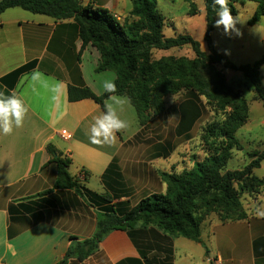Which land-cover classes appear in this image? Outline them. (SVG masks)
I'll use <instances>...</instances> for the list:
<instances>
[{
	"label": "crops",
	"instance_id": "1",
	"mask_svg": "<svg viewBox=\"0 0 264 264\" xmlns=\"http://www.w3.org/2000/svg\"><path fill=\"white\" fill-rule=\"evenodd\" d=\"M80 1L107 10L120 24L132 20L130 0ZM156 1L165 22L167 17H179L175 0ZM196 4L204 17L203 2ZM99 59L92 46L82 48L72 20L55 21L20 8L0 14V91L14 92L29 108L23 127L9 136L0 135V264H56L63 259L70 237L85 240L94 233L96 208L73 190L45 194L56 179L47 145L71 160L72 177L94 193L108 194L121 210L165 192L166 185L155 171L163 159L140 161L137 149L131 147V138L143 127L138 125V131L126 139L119 132L114 147L93 145L86 132L104 110L91 99L67 100L68 85L88 87L97 96L104 92L103 81L115 75L108 70L95 72ZM33 61L35 67L28 73L10 75ZM33 70L43 73L40 81L31 79ZM57 82L60 87L54 93L51 89ZM118 97L111 96L104 107ZM63 130L66 139L60 135ZM262 141L257 143L264 145ZM111 165L114 169L107 174ZM262 165L264 161L253 170L254 176ZM243 209L246 218L236 221L206 216L200 224V242L173 238L151 226L112 231L99 251L81 264H264V188L244 194Z\"/></svg>",
	"mask_w": 264,
	"mask_h": 264
},
{
	"label": "trees",
	"instance_id": "2",
	"mask_svg": "<svg viewBox=\"0 0 264 264\" xmlns=\"http://www.w3.org/2000/svg\"><path fill=\"white\" fill-rule=\"evenodd\" d=\"M197 1L186 0L189 16L198 14ZM200 1L204 5L206 51L188 34L164 36L165 19L156 0H130L133 19L122 24L107 10L84 5L80 0H0V14L10 8H20L55 21L72 20L82 48L90 45L99 52L95 72L108 70L114 73L116 93L103 92L97 96L88 87L68 85L69 102L91 99L105 110L104 103L111 96L126 97L135 110L140 127L164 114L166 98L180 93L191 94L198 100L203 97L206 104L223 114V119L209 125L207 131L208 136L218 137L220 143L210 147L202 159L195 160L189 170L180 173L159 171L158 176L166 185L165 192L146 196L127 210L113 204L108 194H97L85 188L77 177L69 174L71 160L62 157L52 145H47L51 157L49 163L55 166L56 179L53 188L45 194L53 190H73L97 210L92 236L85 240L70 237L63 259L56 264H81L96 254L103 239L115 230L131 232L137 227L151 226L173 238L200 242V224L206 216L216 214L222 222L244 219L246 213L241 195L264 188V179L253 175V170L264 161V148L248 152L249 161L242 169L226 170L232 150H242L236 133L248 120V104L242 92L227 84L224 73L240 72L252 87L255 98L264 106L260 74L264 54L252 64L235 65L218 53L212 42L218 6L213 5V0ZM246 2L256 5L248 21L253 25L264 17V0H229L232 15L237 13L236 4ZM184 46L190 47L193 58L153 57L154 51ZM35 64L34 61L25 64L10 75L19 77L32 70ZM112 169L114 165L109 166L107 174Z\"/></svg>",
	"mask_w": 264,
	"mask_h": 264
},
{
	"label": "rangeland",
	"instance_id": "3",
	"mask_svg": "<svg viewBox=\"0 0 264 264\" xmlns=\"http://www.w3.org/2000/svg\"><path fill=\"white\" fill-rule=\"evenodd\" d=\"M174 8L179 17H167L163 33L165 37H173L176 34H188L201 44V49L206 51L203 41L204 17L203 15L189 16L186 13V0H175ZM253 2L244 5L236 4L237 13L241 22L236 27L240 29L241 36L233 34L232 38L222 35V28H215L212 33V42L215 50L227 57L235 65L252 64L264 54V17L257 23L249 25L248 21L253 15ZM133 19V18H132ZM218 19V17H216ZM124 21V20H123ZM170 21V22H169ZM186 31V32H185ZM229 50L230 55H224L223 50ZM153 57H187L193 58V52L189 46L174 48L167 51H154ZM226 82L233 89L242 92L248 104V121L240 128L236 137L240 140L242 150L233 149L231 159L228 161L226 170H240L249 161L247 153L264 148L257 143L264 140V106L255 98V93L249 82L240 72L225 71ZM262 83H264V66L260 70ZM117 99L123 103H117ZM110 104L116 111L121 113L122 119L128 122L129 127L123 130L122 137L138 131L139 126L134 108L126 97L114 98ZM167 110L164 114L150 121L146 126L131 138V147L137 149V159L140 161L150 158H162L155 171L166 173H180L192 168L195 160L202 159L210 147L220 143V139L208 136L209 125L223 119L222 111L206 104L203 97L194 99L191 94L180 93L168 97L165 100ZM264 142V141H262ZM245 160V161H244ZM156 172V173H157ZM256 176L264 177V165L255 171ZM235 186V185H234ZM236 187V186H235ZM157 191L156 187L153 188ZM243 196L241 202L243 204Z\"/></svg>",
	"mask_w": 264,
	"mask_h": 264
},
{
	"label": "clouds",
	"instance_id": "4",
	"mask_svg": "<svg viewBox=\"0 0 264 264\" xmlns=\"http://www.w3.org/2000/svg\"><path fill=\"white\" fill-rule=\"evenodd\" d=\"M213 5L218 6L214 27L222 28V35L232 38L233 34L237 37L241 36L240 29L236 27L237 23L241 22L239 17H234L229 7V0H213ZM224 55H230V51L223 50ZM43 78V73L38 70H33L31 79L40 81ZM116 77L113 76L110 80L103 81L102 88L105 93L114 94L118 91L116 85ZM60 87L57 82L52 91L55 93ZM53 99H57L54 95ZM117 103H123L117 99ZM29 108L24 101L14 92L6 94L5 91H0V135L9 136L14 132V129L23 127L24 120L28 114ZM129 127L128 122L120 118L118 112L111 105H106L105 110L98 116L93 118L90 128L86 132L91 144L99 147H114L118 143L117 134Z\"/></svg>",
	"mask_w": 264,
	"mask_h": 264
},
{
	"label": "built area",
	"instance_id": "5",
	"mask_svg": "<svg viewBox=\"0 0 264 264\" xmlns=\"http://www.w3.org/2000/svg\"><path fill=\"white\" fill-rule=\"evenodd\" d=\"M61 137L63 138V139H66V136H67V133H66V131L65 130H63V131H61ZM84 177V173H80V178H83Z\"/></svg>",
	"mask_w": 264,
	"mask_h": 264
}]
</instances>
